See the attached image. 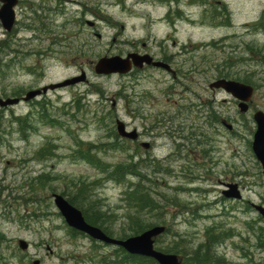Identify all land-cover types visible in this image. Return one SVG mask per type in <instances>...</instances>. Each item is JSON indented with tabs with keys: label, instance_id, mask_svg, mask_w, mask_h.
Masks as SVG:
<instances>
[{
	"label": "rangeland",
	"instance_id": "1",
	"mask_svg": "<svg viewBox=\"0 0 264 264\" xmlns=\"http://www.w3.org/2000/svg\"><path fill=\"white\" fill-rule=\"evenodd\" d=\"M223 1L231 12L230 28L210 25L202 30L194 25L181 30V39L191 37L211 46L179 56L185 64H180L182 77L176 86L155 70L135 69L125 77L95 73L100 59L126 56L133 44L141 48L149 32L153 18L131 17L120 6L82 19L96 23L94 33L79 20L75 5L68 4L69 18L48 11L65 0H31L32 5L24 0L15 9L17 24L9 37L0 25V41L7 39L10 47L0 52V98L84 77L33 102L0 109V264H112L116 256L122 264L125 257L119 248L74 233L54 205V193L74 197L83 187L86 199L99 202L103 224L113 238L130 237L128 225L138 215L146 224L169 228L156 247L175 249L183 264H190L196 251L195 258L211 260L209 264L245 263L236 249V234L246 233L242 216L231 214L232 204L221 193V182L234 178L242 163L232 133L242 118L236 101L224 92L213 93L209 84L230 75L259 89L257 98L264 94V0ZM162 32L161 27L152 29L153 35ZM221 38L225 45H218ZM39 102H47L62 124L44 122ZM211 109L233 126L232 132L208 123ZM63 110L69 114L64 116ZM26 116L33 126L19 132L16 121ZM117 120L129 131L142 133L141 141L153 143L154 150L147 153L139 143L121 140ZM163 121L181 128L176 141L161 134ZM195 133L209 135L208 154L190 156L187 147L195 142L188 138L195 139ZM84 151L112 168L139 163L141 173L154 180L146 187L156 208L137 212L124 203L127 185L139 177L110 180L83 159ZM244 196L252 198L248 192ZM20 240L28 243L26 251L20 249Z\"/></svg>",
	"mask_w": 264,
	"mask_h": 264
},
{
	"label": "flooded vegetation",
	"instance_id": "2",
	"mask_svg": "<svg viewBox=\"0 0 264 264\" xmlns=\"http://www.w3.org/2000/svg\"><path fill=\"white\" fill-rule=\"evenodd\" d=\"M66 1L68 3H65ZM23 2L24 0H19L17 7L21 6ZM27 2L32 5L31 0H27ZM65 2L56 5L53 9H48V11L55 12L57 15L59 13L66 14L69 15L66 18H69L71 15L68 4L75 5L78 8V12H76L80 15L79 20L84 23L83 18L97 17L105 7L114 5L120 6L119 9L131 17L153 18L149 20L150 25L147 27L149 32H147L146 40L141 42V48L133 44L134 50L132 53L148 55L154 61L168 65L170 68L167 69H156L152 65H147L139 71L155 70L162 72L170 77L173 82H176L173 86H176L182 77L180 64H185L178 59L179 56L181 57L182 54L190 55L189 49L201 50L208 48L210 43H197L191 37L186 40L181 39V30L184 28L192 30L194 25H198V29L202 30L210 29V25L213 28H222L231 17V12L228 11L225 2L220 0H65ZM84 24L93 33L96 31L97 26L95 23L87 21ZM154 27L163 28V32L159 35H153L152 29ZM225 40L221 38L220 44H226ZM174 50H177V52H174ZM260 92L259 89L254 87V93L249 103V111L240 113L242 120L238 123V130L235 129L232 132L239 142L238 152H240L239 158L242 163L237 168L234 178H226L225 182H221L223 191L229 186H235L241 195L239 200H227L225 196H223V199L232 204L231 214L238 212L242 216V224L246 233L236 234L238 241L235 242L237 243L238 257L245 261L244 264H264V216L262 214L264 210V167L259 159V157H264V145L261 147L255 146L259 135V125L255 116L258 113L264 114V94L260 95L261 99L257 98V93ZM245 119L247 120L243 121ZM160 124L159 126L164 127L161 134L164 133L171 140L176 141L180 131L176 123L163 121ZM138 134L139 140L145 137L142 133ZM198 134L195 133L196 136H200ZM159 136L156 135L155 138H160ZM201 137L202 142L199 141L195 145L191 143V146L187 147L190 156L199 153L208 154L205 145L209 135L202 133ZM153 145V143H150L149 149H153ZM223 191H221L222 194ZM246 192L252 194V198L246 199L244 196ZM233 204L237 205L234 207ZM230 240H232V236L228 237L224 243L226 244ZM224 264L230 263L224 262Z\"/></svg>",
	"mask_w": 264,
	"mask_h": 264
},
{
	"label": "water",
	"instance_id": "3",
	"mask_svg": "<svg viewBox=\"0 0 264 264\" xmlns=\"http://www.w3.org/2000/svg\"><path fill=\"white\" fill-rule=\"evenodd\" d=\"M2 7L0 8V22L2 28L6 32H11L15 24V13L14 7L17 4V0H0ZM152 64V59L149 56H140L138 54H130L126 59L121 57L112 58H102L98 61L95 67V72L98 75H112L119 74L124 75L131 71L132 67L142 68L143 64ZM155 67L165 66L160 63H153ZM82 78H74L71 80H66L63 83L50 85L44 87L40 90H34L26 93L23 100L28 102L35 97L47 93L48 90H55L62 87H67L74 85L82 81ZM213 90H223L227 94H230L233 98L239 101V109L242 113L248 110V102L252 97L253 89L252 87L245 85L243 83L220 79L213 82L210 85ZM19 103V99H0V107L13 106ZM256 121L259 125V135L256 139L255 146L264 145V114L258 113L255 116ZM231 126H227V129H231ZM118 132L121 136L127 137L129 139H136V132L128 133L125 129L123 123H119ZM146 148L149 144H143ZM263 167H264V157H259ZM230 190L223 192L227 198H240V194L237 192L235 186H229ZM53 200L56 208L59 210L62 217L65 219L66 224L81 233L86 234L92 239L102 242L107 245L118 246L123 248L129 255L132 256H142L154 259L158 264H180L177 255L165 254L155 250L154 244L155 239L162 235L166 228L164 226H155L142 234L134 237L127 238L125 240H117L107 236L101 229L88 224L81 211L72 206L62 195L54 194ZM264 216V210L262 211ZM19 247L21 250L26 251L28 249V244L25 241H19ZM33 264H40L39 261H34Z\"/></svg>",
	"mask_w": 264,
	"mask_h": 264
},
{
	"label": "trees",
	"instance_id": "4",
	"mask_svg": "<svg viewBox=\"0 0 264 264\" xmlns=\"http://www.w3.org/2000/svg\"><path fill=\"white\" fill-rule=\"evenodd\" d=\"M7 37H9V34H7ZM8 40L5 39V41H0V52L3 50L8 49L9 45ZM264 59V56H263ZM221 77L229 78L230 75H225ZM244 82L248 83L246 80ZM38 107H40L38 114H40L41 119H43L44 122L48 123L50 126L57 127L61 125L62 123L59 121L60 118L55 119L54 117L56 115L52 114L53 111L49 107L50 105L47 104V102H39L37 104ZM40 112V113H39ZM63 115L66 116L69 113L63 110ZM212 116V115H210ZM30 116L18 118L16 122L19 123V132L26 131L29 129L28 126H33L29 122ZM212 123L218 122L217 119H212ZM78 145L83 144L80 141H77ZM114 143L109 145L108 147H113ZM91 148H96L94 145H90ZM98 148H102L101 146H98ZM43 150H46L45 148ZM83 159L88 161L90 164L101 170L103 173H107V178L110 180H122L124 176H135L139 177L138 181L136 183H129L126 187V191L124 192L123 196V202L126 204H131L133 208L136 209L138 212L140 209H153L156 208L155 204L153 202H150V197L152 196L151 189L146 187V184L154 183V180L151 177H148L147 175H143L141 173V166L139 163L137 164H120L117 167H110L109 165L103 164L101 161H99L95 156L91 155L89 152L86 153L84 151ZM154 175L157 174V170L152 172ZM86 187L80 188L74 197L71 196H65L66 199L69 201L70 204L77 207L84 215V218L86 222L89 224L96 226L98 228H101L107 235H110V231L107 229V227L104 226V215L100 211L99 208V202L97 200H90L86 199ZM82 197V198H81ZM148 200V202H147ZM154 225L146 224L144 223V220H141L138 215L135 216V218H132L128 229L129 232H131L130 236H136L145 231L146 229L152 227ZM169 229V228H168ZM76 233L75 231H73ZM168 232V230H167ZM129 236L128 234H124V237ZM162 250V249H160ZM166 253H178L175 249H165L162 250ZM118 252H121L123 256L125 257L124 262L122 264H157L152 259L142 258V257H134V256H128L122 249H119ZM179 254V253H178ZM199 254V251H196L195 255L197 256ZM117 257L112 261V264H118L117 263ZM192 264H205L202 263L199 258L197 257L195 261Z\"/></svg>",
	"mask_w": 264,
	"mask_h": 264
}]
</instances>
